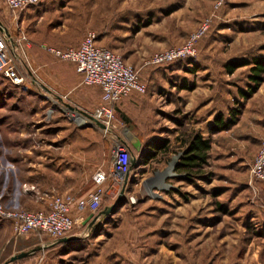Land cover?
<instances>
[{"label": "rangeland", "instance_id": "rangeland-1", "mask_svg": "<svg viewBox=\"0 0 264 264\" xmlns=\"http://www.w3.org/2000/svg\"><path fill=\"white\" fill-rule=\"evenodd\" d=\"M166 1L162 0L161 5ZM169 1L175 3V13L161 23L148 25L137 36L135 32L148 22L142 23L145 17L138 16L139 20L131 18L134 24L127 23V18H123L133 16L135 9L121 7L119 0H72L69 8H63V4L56 10L55 19L66 21L67 27L66 34L58 33V38L68 45H77L87 32H96L102 44L138 69L146 84L145 93L133 95L143 106L128 114L129 124L115 107L112 136L105 137L94 121L85 123L88 120L81 117L87 116L85 112L101 115L102 99L96 86L83 83L74 63L61 60L40 46L28 49L24 45L21 55L28 81L37 85H16L0 74V195L5 177L10 174L12 181L11 168L17 172L21 165L19 175L23 176L25 165L38 162L40 155L57 151L72 156L77 148L68 146L62 152L61 147L75 146L85 139L98 141L94 143L98 145L97 156L110 163L115 137L135 141L134 134L147 144L142 143L140 150L132 145L136 163L120 205H124L128 217L134 215L132 212L151 215L145 223L156 224L163 217L154 230L158 234L155 239L158 237L164 245L155 248V251L161 249L159 257L163 259L159 258L158 263L264 264V181L252 179L250 173L254 156L264 140V81L252 97L239 98V87L249 86L251 66H241L234 73L225 67L229 60L251 61L253 57L264 56V0H223L220 6L219 0ZM146 10L144 7L140 13L145 15ZM13 16L3 2L0 25L19 34L27 23L22 25V14ZM207 19L210 28L198 39L195 57L160 66L146 63L157 53L156 49L163 51L183 45ZM142 45L155 47V53L131 54L132 49ZM185 82L191 85L190 89L182 88ZM237 108L241 113L235 125L222 132H209L215 115L222 112L225 117L232 116ZM85 127L95 128L90 131L93 136L78 133ZM196 134L211 139L206 162L192 171L191 179L176 169V173L185 176H166L172 157L184 153L188 147L185 141ZM47 172L46 181H54V172ZM67 180L64 176L62 187L67 185ZM165 182L174 187L165 189ZM49 185L45 191L36 182L28 186L35 195L32 199L47 207L53 196L62 192L54 183ZM83 188L92 189L93 184L89 182ZM106 197L101 210L112 202ZM130 197H135L136 202L131 203ZM25 198L28 206L21 210H42L34 205L36 202ZM176 208L173 214L169 213ZM183 208L191 209L185 218L180 215ZM3 224L12 228L9 222ZM107 227L105 224L94 227L86 239L100 236L103 230L108 231L110 227ZM20 238L19 246H26L22 243L26 235ZM5 240L1 232L0 264L10 259L4 251ZM24 252L29 254L13 264H39L42 249Z\"/></svg>", "mask_w": 264, "mask_h": 264}, {"label": "crops", "instance_id": "crops-1", "mask_svg": "<svg viewBox=\"0 0 264 264\" xmlns=\"http://www.w3.org/2000/svg\"><path fill=\"white\" fill-rule=\"evenodd\" d=\"M71 1L72 0H41L38 4L27 8L21 13L22 25L25 26L27 23L26 28L22 27L25 29L23 30L29 39V44L27 46L28 49L31 46L33 48L40 46L42 49L46 50L44 48L45 45L67 49L79 45H68L63 39L58 38V33L59 35L66 34L67 27L66 21L61 22L60 19H55L56 10H59L58 6L63 4L65 5L63 8H69ZM3 2L4 0H0V6L3 5ZM161 3L162 0H119L121 7L135 9L133 16L128 17V15H125L123 18L125 20L127 18V23L134 24L133 20L135 18L139 20L138 16L146 18L141 20L142 23L148 22L146 26H142L135 32L136 36L141 34L148 25H152L156 22L161 23L165 21L167 17L175 13V3H170L169 0L166 1L165 5H161ZM144 7L147 8V10L145 15H142L140 12ZM132 17H134V19H131ZM101 42L102 40H97L99 45L106 46ZM154 50L155 47L148 48L142 45L136 47V49H132L131 54H153L155 53ZM158 51L160 50L156 49V52ZM79 75L82 77L81 74ZM95 88L100 90L102 97V89L99 86H96ZM134 94L136 93L124 97L115 106L118 107L121 110V113L128 117V119L130 117L128 114H130L132 110L133 112H136L143 106L137 97H133ZM243 117L240 118L239 124L243 120ZM94 129L95 128L93 127H85L79 129L78 133L93 136V133H90V131H94ZM99 130H101L103 135L107 137L101 127ZM94 143H98V141L94 139H85L81 140L79 144L75 146L67 145L61 147L60 151L62 152L64 148L68 146L70 148H77L72 156L64 155L57 151H50L51 153L45 156L40 155L38 157L40 158L38 162L30 163L31 165H25L26 170L21 171L23 176L19 175V169L22 168L20 167L21 165L17 167V172L14 171L15 169L11 168L12 172L10 173L13 175L12 181L10 178L11 175L9 174L2 182L1 196L5 206L8 209H20L21 207L28 206V200L25 197H28L30 201L36 202L32 199L35 195L30 193L31 191L28 189V186L34 185L35 182L38 184L39 189L44 191L49 189V184L52 182L57 186V189L62 191L61 194H71L76 197L87 195L96 187L94 180L96 172L101 169L109 170L111 165V160L109 163L108 160L102 161V157L97 156L99 150L95 151V149L98 145H95ZM93 144L95 145L94 148H92ZM26 149L30 151L29 147ZM64 156H67L68 158L64 159ZM46 158H49V160L45 161ZM67 159L69 160L66 161ZM65 161L67 163V168L64 171ZM47 171L54 172V181H46L44 177L49 174ZM20 176H22V179ZM64 176H66L68 180L66 182L67 185L62 187L61 185L65 182L63 181ZM89 182L93 184V188L85 190L83 186ZM26 184L27 187L25 186ZM108 187L109 185L106 183V190L109 189ZM105 196L111 198V205L117 201L119 193L117 194L114 192L110 194L107 192ZM34 205L37 208H42V210L48 209L43 203H37V205L34 203ZM174 210H178V208L172 209L169 213L173 214ZM190 210L191 209L183 208L180 215H183L182 217L185 218V216L189 215ZM125 212L124 205H120L113 213L110 215H104L100 220L93 223V219H89L92 212L86 211L81 214L82 218L76 225L74 231L66 236L72 239L60 241L59 239L55 240L46 234L32 233L31 235H26L27 239L22 241V243L26 245L23 247L19 246L21 242L20 236L23 235H16L12 228L9 229L6 225L3 226V222L9 221L0 218V234L2 232L6 239L4 251H6L7 259H9L18 253L34 248H40L42 249V255L40 256L39 264H159L158 259L160 258V260H163L159 257L161 249L155 251V248L164 245L161 244L158 237L155 239V236L158 234L154 233V230L158 229V225L163 217L160 219L158 218V223L150 224L145 223L147 222L145 220L151 215L138 213V215H136V213L132 212L131 214L134 215L128 217ZM81 215L74 209V216L79 217ZM114 222L116 223L114 224ZM102 223L105 224V226H108L107 228L110 227L109 229H112V231H109V229L108 231L103 230L100 236L95 235L96 238L94 239H86L87 235H89L88 232L90 233L96 226L103 225ZM162 228L166 229L165 226H162ZM146 231H148L147 235L149 236L146 235ZM7 232L8 234L10 232L9 238L8 234L6 235ZM42 235L47 237L44 238ZM104 235L107 236V239H104ZM4 253L5 252H3L2 255ZM13 263H15V261L11 262V264ZM175 263L176 262H174V264Z\"/></svg>", "mask_w": 264, "mask_h": 264}, {"label": "built area", "instance_id": "built-area-1", "mask_svg": "<svg viewBox=\"0 0 264 264\" xmlns=\"http://www.w3.org/2000/svg\"><path fill=\"white\" fill-rule=\"evenodd\" d=\"M40 1L4 0L13 12V18H17L27 8ZM222 2L223 0H219L218 6ZM210 24V19H207L183 45L157 52L146 63L158 65L195 57L197 54L196 43L208 31ZM97 40L98 34L89 31L76 48L60 49L48 45H45L44 48L62 60L73 62L77 72L82 75L84 84L99 86L102 89L101 115L93 116L105 125L104 128L101 127L104 133L107 136H112L115 128L116 104L133 93H145L147 87L142 81L138 69L127 63L123 56L112 49L99 45ZM25 44H29V39L23 30L19 34H13L0 25V74L13 84H23L25 87L35 86L36 82L28 81L29 75L21 55V52L24 53ZM81 117L88 120L85 123L92 120L88 116ZM128 140L130 141L129 138ZM128 140L115 137L111 150L110 169H101L96 172L94 175L96 187L87 195L76 197L71 194L59 193L53 196L47 210L38 211L8 209L0 195V218L11 223L16 235L39 233L46 234L55 240L68 236L81 220L82 213L86 211H90L94 215L100 213L104 195L107 192L120 194L125 185L126 176L130 175L133 170L134 150L132 141L128 142ZM250 173L252 179L264 181V140L254 156ZM106 183L109 185L108 190L105 188ZM130 202L135 203L136 198L130 197ZM74 209L81 216H74Z\"/></svg>", "mask_w": 264, "mask_h": 264}, {"label": "trees", "instance_id": "trees-1", "mask_svg": "<svg viewBox=\"0 0 264 264\" xmlns=\"http://www.w3.org/2000/svg\"><path fill=\"white\" fill-rule=\"evenodd\" d=\"M79 45H77L76 47H78ZM186 59L190 60L191 58L188 57L184 59H179L171 63L180 62ZM166 64H169V63L158 64V66L166 65ZM245 65L251 66L250 73H249V81H248L249 86L247 89H243V87L240 86L239 87L240 96L238 95V97L239 98L242 97L247 100L248 98L253 96V94L258 90V88L264 81V56L253 57L251 61L249 59L242 60V61L229 60L225 64V67L229 73H234L237 68L241 66H245ZM194 70L195 68L193 69V71ZM182 88L190 89L191 85L185 82ZM240 113H241V109L239 108L234 109L232 116L228 115L227 117H225L222 112L218 113L214 117L212 126L209 129V132L213 134V133L222 132V131L230 129L233 125L236 124L237 122L236 118ZM121 117L126 123L129 124L128 117H126L125 115H122ZM179 123L183 124V121H180ZM137 135L140 136L138 133ZM141 140H142L143 146H145L147 142L143 139ZM185 142L188 143V147L186 151L184 152V155L180 163L177 165L176 170L180 173H185L186 178L191 179L190 175L192 171L198 168L199 166H201L202 163L206 162L207 157H208V152L211 149V139L205 138L201 134H196L189 141L186 140ZM106 198L109 199V197H106ZM22 259H24V257Z\"/></svg>", "mask_w": 264, "mask_h": 264}, {"label": "water", "instance_id": "water-1", "mask_svg": "<svg viewBox=\"0 0 264 264\" xmlns=\"http://www.w3.org/2000/svg\"><path fill=\"white\" fill-rule=\"evenodd\" d=\"M0 24H1V21H0ZM85 115H87L90 119L94 120L98 126L104 128V124L99 120L97 119L96 117H94L93 115L85 112ZM134 138H135V141L133 140L132 141V145L134 146V148L140 150L141 147H142V142L141 140L136 137L134 134H133ZM184 153L183 152H180L176 155H174L171 159V161L169 162V167L167 169V171L165 172V175L167 176H177V177H182V176H185V174H179V173H176L175 172V169L177 167V165L180 163L182 157H183ZM136 163V156L133 154V164ZM128 179H129V175L126 176V181H125V185L124 187L121 189L120 191V194H119V197L117 199V201L115 203H113L112 205L106 207L105 209H103L102 211H100L99 214L97 215H90V218L89 219H93V223L97 222L98 220L101 219L102 216L104 215H110L111 213H113L115 211V209L117 208V206H119L121 204V202L123 201V194L125 192V189H126V183L128 182ZM165 185V189H170V188H173L174 186L172 184H169V183H164ZM72 238L70 237H63L61 239H59L60 241H66V240H70ZM29 254V252H22L18 255H14L12 256L9 260L5 261L3 264H9L11 262H14L20 258H23L25 256H27Z\"/></svg>", "mask_w": 264, "mask_h": 264}]
</instances>
